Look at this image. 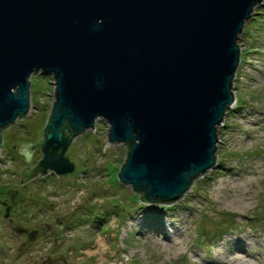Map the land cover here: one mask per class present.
<instances>
[{"label": "water", "instance_id": "95a60500", "mask_svg": "<svg viewBox=\"0 0 264 264\" xmlns=\"http://www.w3.org/2000/svg\"><path fill=\"white\" fill-rule=\"evenodd\" d=\"M262 2L0 0V140L29 111L31 75L54 81L43 139L17 151L28 163L38 147L41 160L20 174H72L68 148L102 119L127 148L119 184L142 203L179 201L215 166L238 37Z\"/></svg>", "mask_w": 264, "mask_h": 264}, {"label": "rangeland", "instance_id": "374dc122", "mask_svg": "<svg viewBox=\"0 0 264 264\" xmlns=\"http://www.w3.org/2000/svg\"><path fill=\"white\" fill-rule=\"evenodd\" d=\"M237 45L215 166L171 205H141L119 184L127 148L102 119L68 148L72 174L24 178L42 155L17 151L42 140L55 100L53 79L31 75L27 115L1 131L0 264H264V0ZM235 248L253 258L234 260Z\"/></svg>", "mask_w": 264, "mask_h": 264}, {"label": "bare ground", "instance_id": "6f19581e", "mask_svg": "<svg viewBox=\"0 0 264 264\" xmlns=\"http://www.w3.org/2000/svg\"><path fill=\"white\" fill-rule=\"evenodd\" d=\"M141 202V201H140ZM145 203H141V205H144ZM145 205H150V204H145ZM234 250H236V252H234L232 255H233V259L234 260H238L240 261V257H241V254L243 257H251L253 258L252 256H250L247 252H245V250H242V249H238V248H235ZM219 254V253H218ZM226 255V252H223L221 253L219 256H221L223 258V256ZM255 258V257H254ZM250 259V258H249ZM227 264V263H226Z\"/></svg>", "mask_w": 264, "mask_h": 264}, {"label": "trees", "instance_id": "16d2710c", "mask_svg": "<svg viewBox=\"0 0 264 264\" xmlns=\"http://www.w3.org/2000/svg\"><path fill=\"white\" fill-rule=\"evenodd\" d=\"M64 132H65V135H68V136L71 137V134H69L66 130H64ZM42 139H43V138H42ZM1 141H2V140H0V143H1ZM143 203H144V202H143ZM145 204H146V203H145ZM224 229H225V228H222V227L219 228V227H218L216 233L219 234V235L221 236V235H223V233H224Z\"/></svg>", "mask_w": 264, "mask_h": 264}, {"label": "flooded vegetation", "instance_id": "af4514ba", "mask_svg": "<svg viewBox=\"0 0 264 264\" xmlns=\"http://www.w3.org/2000/svg\"><path fill=\"white\" fill-rule=\"evenodd\" d=\"M1 143H2V141H1ZM1 143H0V144H1ZM37 148H38V147H37ZM39 150H40V149H39ZM27 172H28V171H27ZM27 172H24L23 174H25V173H27ZM38 177H39V176H38ZM42 177H43V176H42ZM0 206H1V203H0Z\"/></svg>", "mask_w": 264, "mask_h": 264}]
</instances>
